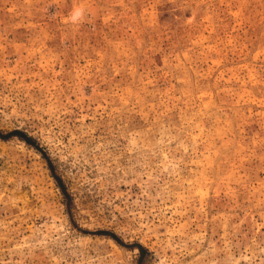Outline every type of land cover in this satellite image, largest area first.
Here are the masks:
<instances>
[{
    "label": "rangeland",
    "instance_id": "1",
    "mask_svg": "<svg viewBox=\"0 0 264 264\" xmlns=\"http://www.w3.org/2000/svg\"><path fill=\"white\" fill-rule=\"evenodd\" d=\"M0 264H264V0H0Z\"/></svg>",
    "mask_w": 264,
    "mask_h": 264
},
{
    "label": "clouds",
    "instance_id": "2",
    "mask_svg": "<svg viewBox=\"0 0 264 264\" xmlns=\"http://www.w3.org/2000/svg\"><path fill=\"white\" fill-rule=\"evenodd\" d=\"M83 17V10L82 9H75L72 16H71V20L73 22H78L79 20H81Z\"/></svg>",
    "mask_w": 264,
    "mask_h": 264
}]
</instances>
